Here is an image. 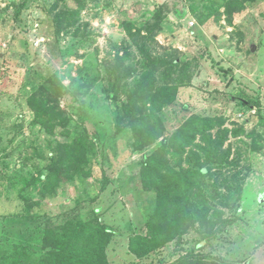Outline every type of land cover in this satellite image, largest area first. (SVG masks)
Segmentation results:
<instances>
[{"label": "rangeland", "instance_id": "obj_1", "mask_svg": "<svg viewBox=\"0 0 264 264\" xmlns=\"http://www.w3.org/2000/svg\"><path fill=\"white\" fill-rule=\"evenodd\" d=\"M78 1L84 5L80 21L57 36L52 8L60 12L59 2L77 9ZM221 3L0 0V264H46L42 232L66 213L87 221L92 211L113 232L109 264H264V0ZM159 7L164 29L148 43L161 55L188 61L191 76L165 110V135L192 116L224 124L195 139L203 151L187 148L206 172L203 189L213 205L206 221L157 249L138 243L134 254L129 242L136 234L147 236L146 218L156 205L137 164L161 140L135 151L133 130L117 119L119 103L106 92L116 87L125 101L133 89L141 57L125 27L141 28ZM113 68L117 78L108 75ZM52 77L67 89L60 100L69 137L46 134L27 106ZM73 138H84L86 175H63L55 193L40 198L56 144ZM187 158L170 162L196 169ZM32 178L39 180L27 185ZM216 216L239 220L211 238L221 222Z\"/></svg>", "mask_w": 264, "mask_h": 264}, {"label": "trees", "instance_id": "obj_2", "mask_svg": "<svg viewBox=\"0 0 264 264\" xmlns=\"http://www.w3.org/2000/svg\"><path fill=\"white\" fill-rule=\"evenodd\" d=\"M220 1V5L224 6L232 0ZM77 3V9L68 8L66 4L59 2L56 6L61 9L60 12H54L52 8L57 36L62 32L66 33L80 21V11L84 5L80 1ZM163 10V7H159L141 28L125 27L126 37L141 57L139 78L131 92L126 95L125 101L120 100L121 94L116 87L106 92L109 99L119 103L117 119L133 130L135 151H142L161 140V146L149 156H144L137 164L143 185L153 190L156 195V205L146 218L147 236L136 234L129 242V249L134 254L138 243L157 249L189 231L196 223L202 224L206 221V213L213 209L203 189L206 172L203 171L199 159H196V153L192 149L187 151V148L194 145L198 151H203L201 145L195 143V139H204L208 132L224 124L223 119L192 116L171 136L165 135V110L175 101L177 89L189 85L191 76L188 74V61L171 54L161 55L148 43L152 35L164 29ZM113 70L108 69V75L114 74L116 77L112 78H117L118 69ZM66 92L62 82L52 77L27 99V106L34 115L35 124L48 135L70 136L68 113L61 107L60 100ZM239 134L242 133L235 135ZM83 139L73 138L70 142L56 144L55 152L46 167L40 198L54 194L63 175L71 178L86 175L84 166L88 162V153ZM184 155L188 157L187 162H196V169L171 164V158L181 161ZM36 179L32 178L27 185L33 186L39 180ZM22 199L29 207L33 204L24 196ZM189 206L193 209H189ZM91 217L90 220L83 221L66 213L61 223L47 227L41 236L42 261L46 264H109L106 248L113 232L100 221L94 211L91 212ZM216 219L221 222L211 232V238L225 232L228 226L239 220L233 217L223 219L221 216H216ZM17 250L27 252L22 246Z\"/></svg>", "mask_w": 264, "mask_h": 264}]
</instances>
